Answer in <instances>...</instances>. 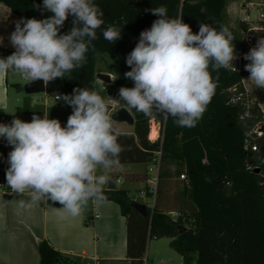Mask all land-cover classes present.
I'll return each instance as SVG.
<instances>
[{
    "label": "clouds",
    "instance_id": "obj_1",
    "mask_svg": "<svg viewBox=\"0 0 264 264\" xmlns=\"http://www.w3.org/2000/svg\"><path fill=\"white\" fill-rule=\"evenodd\" d=\"M42 10L52 15L15 21L10 36L15 51L0 57V77L19 75L25 81L47 84L86 62L89 46L105 23L95 0H43ZM146 11L159 18L140 33L126 57L131 70L124 76L134 87H121L117 102L150 118L158 114L180 127H195L214 95L209 67L237 71L232 63L238 58L235 38L228 27L217 30L208 23H201L194 34L183 18L169 17L165 5ZM69 15L73 26L60 34ZM121 29L110 25L102 29L103 38L115 43ZM243 58L250 61L245 65L250 73L247 80L264 88V36ZM55 99L72 108L66 126L46 115H33L31 122L14 118L10 124L0 123V138L13 149L8 153L6 181L17 195L30 193L28 201H19L21 208L46 198L59 203L64 215L77 217L89 201L107 199L106 172L119 165L122 148L106 102L97 91L75 88L72 94H57Z\"/></svg>",
    "mask_w": 264,
    "mask_h": 264
},
{
    "label": "trees",
    "instance_id": "obj_2",
    "mask_svg": "<svg viewBox=\"0 0 264 264\" xmlns=\"http://www.w3.org/2000/svg\"><path fill=\"white\" fill-rule=\"evenodd\" d=\"M237 0H95L104 12L105 23L97 30L86 53V62L62 77V90L72 94L75 88L97 91L105 100L107 91L102 89L96 74L97 56H117L124 72L131 68L126 57L135 48L140 33L150 29L159 17L148 9L165 5L168 16L183 18L192 32L197 34L201 23L211 24L219 30L229 28L235 40V52L242 47L237 31L231 27L227 8ZM19 18L46 19L52 15L42 10L43 0H0ZM39 5L40 7H36ZM203 10V11H202ZM73 17L69 15L60 34L70 31ZM115 25L121 29V38L110 43L103 38L102 29ZM250 63L244 60L243 65ZM214 95L195 127H180L172 118L164 120L154 114L151 118L135 109L132 133H118L122 151L119 164L153 165L161 151L156 195L160 202L147 206L146 215L139 213L125 189L106 191L108 200L116 201L128 223L139 218L136 237H129L128 249L132 264H144L143 258L150 238L171 239L170 246L182 257V264H264V114L253 105L249 110L244 103L230 105L229 100L243 90L242 79L250 76L244 69L233 72L229 68L215 71L209 67ZM111 73V72H110ZM19 90L21 84L16 85ZM121 87H134L123 76L114 78L110 88L119 97ZM236 88L237 92L230 90ZM123 101L118 106L125 107ZM108 114L113 106L106 102ZM161 123V136L156 141L148 139L150 121ZM261 124L263 137L258 141V151L247 152V135ZM174 170L175 177L171 171ZM185 175L181 190L172 195L174 203L166 198L170 181ZM9 188V187H8ZM172 203V204H171ZM171 205L177 208H171ZM177 212L173 220L170 213ZM134 239V240H133ZM135 244L133 250L132 246ZM39 264H70V259L55 250L47 241L39 244Z\"/></svg>",
    "mask_w": 264,
    "mask_h": 264
},
{
    "label": "crops",
    "instance_id": "obj_3",
    "mask_svg": "<svg viewBox=\"0 0 264 264\" xmlns=\"http://www.w3.org/2000/svg\"><path fill=\"white\" fill-rule=\"evenodd\" d=\"M19 19L8 6L0 3V57L6 58L15 51L10 43V36L15 30V21ZM106 74L113 77L110 72ZM18 77L19 75L12 74L0 77V123L10 124L14 118L31 122L33 115L41 118L46 115L49 119H58L62 127L66 126L72 108L62 100L55 99L57 94H64L63 91L55 92L52 102L47 103L27 95L23 89L19 90L16 86L20 84ZM248 78L249 76L245 77L243 83L249 90V98L264 110V88L254 87ZM98 82L102 85V82ZM110 87L111 85L108 89ZM117 100L118 96L113 93L112 97L107 96L106 102L113 106L118 105ZM119 108L121 107L113 108L109 116ZM112 122L114 130L119 134L132 133L134 130V125ZM152 123L158 124V137L153 140L148 135V139L153 142L159 138L162 125L157 120H151L149 134ZM12 150V146L4 138H0V264H39V244L42 241H47L70 259V264H132L128 241L130 235L136 237L138 217L131 220L130 227V220L128 223L120 205L108 199L101 203L89 201L77 217L64 215L59 203L53 204L46 198L31 208H21L19 201H28L30 193L17 195L7 185L6 170L10 166L7 159ZM148 170L149 167L145 164H119L107 170L106 174L112 181L116 177V182L113 181L116 190H127L133 201L134 193L145 188L151 178ZM118 179H121L119 183H123L125 179V184L119 187ZM107 185L108 182L104 185V190L109 191ZM96 215L99 217L95 218ZM132 248L134 250V243ZM143 261L146 264L145 256Z\"/></svg>",
    "mask_w": 264,
    "mask_h": 264
},
{
    "label": "built area",
    "instance_id": "obj_4",
    "mask_svg": "<svg viewBox=\"0 0 264 264\" xmlns=\"http://www.w3.org/2000/svg\"><path fill=\"white\" fill-rule=\"evenodd\" d=\"M239 17L237 19V25L233 27L240 36L242 47L239 49L237 54V59L232 63L237 71L232 70L233 72H241L242 69L245 70V65L243 61L245 60L244 54L248 53L249 50L254 47L257 43L259 37L264 36V0H240L239 2ZM244 78L242 79L243 90L238 91L236 88L230 89L235 93L229 100L230 105H237L239 103H244V105L249 110L253 105H256V101L249 98V90L243 83ZM27 83L29 81H26ZM108 84L102 83V89L104 91L108 90ZM117 104L113 105V108L117 107ZM258 106V105H257ZM261 112L264 114V110L261 106H258ZM4 120V117L1 118ZM161 136V130L159 131V138ZM263 137V130L261 124H258L253 131H251L245 141V150L247 152H256L258 151V141ZM158 138V139H159ZM160 156L161 151L157 152V157L153 160V165L149 167V172L154 175L153 185L150 190L151 193L156 194L157 183H158V172L160 167ZM180 178L185 179V175H181ZM117 182H121V179H118ZM141 195H145L144 192H141ZM173 220H176L179 217V213L171 212L170 213ZM99 216L96 215L95 218Z\"/></svg>",
    "mask_w": 264,
    "mask_h": 264
},
{
    "label": "rangeland",
    "instance_id": "obj_5",
    "mask_svg": "<svg viewBox=\"0 0 264 264\" xmlns=\"http://www.w3.org/2000/svg\"><path fill=\"white\" fill-rule=\"evenodd\" d=\"M252 1V0H251ZM254 1V0H253ZM239 2L240 0H237L236 2L232 3L229 8H227V13L229 16L230 20V25L231 27H235L237 25V19L239 17ZM96 71L97 73H108L111 72L113 74V78H121L124 76L123 68L120 64L119 58L117 56H111L108 54H103V55H98L97 56V62H96ZM125 77V76H124ZM248 77V76H247ZM250 77V76H249ZM18 80L20 84L23 86L27 83L22 77H18ZM128 82L134 83L131 79L126 78ZM24 95V94H23ZM55 92H43L39 94H34L32 97L35 99H42L43 101L52 102V98L54 97ZM176 167H171V171L173 173V176L175 177L174 169ZM149 171V170H148ZM151 174V178H149L147 186L141 190H139L137 193H134V198L133 202L139 203V204H144L146 207L152 208L153 206L156 205V201L160 202L162 199V195L157 197L156 194H153L150 192L152 185H153V177L154 175ZM113 181L116 182V177H113ZM183 180L179 178L173 179L170 181L169 185H165V187H168L170 191L169 193H166V198L168 200H171L172 203H174L173 198L172 200V195L171 194H176L177 190H181L182 185H183ZM125 184V179L123 183H119L118 186L121 187ZM176 191V192H175ZM141 192H144L145 195L141 197ZM171 203V204H172ZM175 204V203H174ZM171 208H177V205H171ZM170 241L171 239L168 237L164 238H150L147 241V249L145 253V260L146 264H182V257L180 254L175 251L171 246H170Z\"/></svg>",
    "mask_w": 264,
    "mask_h": 264
},
{
    "label": "water",
    "instance_id": "obj_6",
    "mask_svg": "<svg viewBox=\"0 0 264 264\" xmlns=\"http://www.w3.org/2000/svg\"><path fill=\"white\" fill-rule=\"evenodd\" d=\"M96 77H97L98 81H100L102 83H106L108 85H112V76L110 74L97 73ZM62 86H63V82H62L61 77H57V78L47 82V84H45V82L43 80H36V81L28 82L23 86V91L27 95H34V94L47 92L51 89L62 87ZM113 93H114V90L112 88H109L107 90V96L108 97H112ZM111 118L115 122L126 123L130 126H133L135 123L134 116L132 115V113L129 110H126L124 106L115 110L111 114ZM107 190H109V191L116 190V184L112 180L108 181ZM132 206L139 213L146 215V210H147L146 205L133 202Z\"/></svg>",
    "mask_w": 264,
    "mask_h": 264
},
{
    "label": "bare ground",
    "instance_id": "obj_7",
    "mask_svg": "<svg viewBox=\"0 0 264 264\" xmlns=\"http://www.w3.org/2000/svg\"><path fill=\"white\" fill-rule=\"evenodd\" d=\"M158 124L152 123L151 125V131L149 134V137L153 140H155L158 137Z\"/></svg>",
    "mask_w": 264,
    "mask_h": 264
}]
</instances>
